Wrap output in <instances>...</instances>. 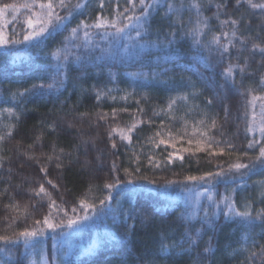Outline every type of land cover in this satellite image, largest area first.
<instances>
[{"label": "trees", "instance_id": "16d2710c", "mask_svg": "<svg viewBox=\"0 0 264 264\" xmlns=\"http://www.w3.org/2000/svg\"><path fill=\"white\" fill-rule=\"evenodd\" d=\"M47 2L0 0L18 9L0 17L7 41L0 45V236L9 238L0 240V264L36 261L37 243L18 237L44 227L46 216L64 222L56 234L71 228L68 219L89 221L68 251H54L47 235L46 264H264V163L256 159L264 136L255 127L264 53L252 47H264V8L196 0L198 17L192 0H132L135 8L128 0H65L55 8L68 16L60 28L24 40ZM169 4L179 11L168 12ZM117 13L123 32L94 26ZM233 30L238 38L222 55L212 38L227 44L223 33ZM237 63L246 71L226 77ZM250 141L260 143L249 148ZM235 163L250 167L230 168ZM41 184L46 192L37 195ZM188 233L197 237L192 246Z\"/></svg>", "mask_w": 264, "mask_h": 264}, {"label": "snow or ice", "instance_id": "6c2138e0", "mask_svg": "<svg viewBox=\"0 0 264 264\" xmlns=\"http://www.w3.org/2000/svg\"><path fill=\"white\" fill-rule=\"evenodd\" d=\"M251 8H264V4H254V3H251V0H248ZM128 3L130 5H132L133 8H135V4H133L132 0H128ZM140 3L143 5L144 4V0H140ZM240 3V0H237V4ZM33 5L31 4H25L23 5V7H27V8H31ZM65 0H59V3L58 4H53L52 0H48L47 3H41L39 4V8L41 9V12L39 14H37V23L39 24V27L38 29L37 28H33L31 32H29L28 34H26L24 36V40H30V39H33L34 37H38L44 33H46L47 31H49V28L50 26H52L53 28H60L61 25H63L64 21L68 19V16H65V17H61L60 15H58L56 12H55V8L56 7H65ZM77 8L81 7V5H76ZM180 7H183V5H181ZM200 7L201 5L199 3L196 2V0H192V3L190 5V8H194L196 9V12H197V16L199 17V14H200ZM221 7H225V5H220L218 4L217 5V8L220 9ZM7 8H13L14 10H18L16 8L15 5H4L3 7H0V17L3 16L4 14V11L5 9ZM147 11V9H146ZM178 12L179 11V8H177L175 5L173 4H169L168 5V12ZM69 15H71V11L69 12ZM120 15H123L122 13H117L116 16L113 17V19L111 21H107V20H100L98 19V21L96 22V24L94 25L95 27L97 28H100V27H114L116 29V32L117 33H121L124 31V27L125 26H117L118 25V20H117V17L120 16ZM126 19H128L129 21H131L132 19H134L133 17H127ZM136 19H139V18H136ZM55 21V23H53ZM222 23H227V21H222ZM232 25L234 26L235 28V25L237 23V21L235 20H232L231 21ZM32 24V21L29 20V25L31 26ZM207 24V17L203 18V20H197V26L194 30H190V34H191V31H195L196 33H199L202 29L203 26H205ZM81 25H83V21L81 22ZM81 25H78L77 28H73L71 30V33L74 35L77 33L78 29L80 28ZM84 27H92V25H83ZM87 35V33H86ZM137 35H139V33H137ZM224 37L225 38H229L228 39V43L227 44H219V41H220V36L219 35H215L213 36L212 38V42L213 43H216L219 45V47L222 49V55L223 53L225 52H228L229 50V45H232V39L231 38H238L237 37V32L235 30H233L231 33H223ZM241 40V43L243 44V38H239ZM14 43H19L20 41L16 40V41H12ZM7 43V41H5V39L3 38V35L0 34V45H3ZM171 43V41L169 42ZM253 49H258L261 53H264V47H261L260 45L258 44H253ZM246 68H247V63L245 64H229V66L225 69V76L226 77H230L232 76V73H233V70L234 69H238L239 72L241 74H243L245 71H246ZM261 84L264 85V76L261 77ZM262 99H264V97H261ZM256 97H253V100H255ZM171 107V105H170ZM113 115L115 116V110L113 111ZM104 117H101V119H103ZM135 127V126H133ZM213 127H215V121H213ZM133 130V128H129L127 131L130 133L131 131ZM249 131L252 130V126L249 125V128H248ZM117 131V129H112V132H115ZM112 132L109 133V136L111 137L112 136ZM261 133H262V136H264V122H261ZM120 134H121V137L123 139H128L130 140L131 137L129 135H127L124 130H120ZM156 135H160V133H157ZM3 137L0 136V140H2ZM189 143H191V141H189ZM255 143H260L259 141H250L249 144H248V147L251 148L253 147V144ZM159 144H163V145H167L168 144V140H165V139H161L159 141ZM209 147H211V142H209L208 144ZM112 147L115 148L116 147V144L113 143L112 144ZM229 148H231V145H229ZM197 150H200L199 148ZM187 151V149H186ZM223 151V150H221ZM49 159H51V157H49ZM256 159H261V162L264 163V146H261L260 147V151H259V155L258 157H256ZM57 167H60V165L58 164ZM113 167L115 168V165H113ZM246 167H250V165H245V164H241V163H235V164H232L230 165V168H235L237 170L241 169V168H246ZM45 169L44 168H41V172H44ZM125 172H127V170H125ZM224 173L223 172H220V173H216V175H223ZM206 176L208 177H211L213 174L212 173H206L205 174ZM188 180H203L205 179L204 176H201V177H194V176H189L187 178ZM48 183H52L51 181H48ZM121 182L119 180H116L115 183H112V184H106L105 187L107 188H113L115 187L116 185L120 184ZM55 187V186H54ZM46 190L44 188V186L41 184L40 188H39V191L37 192V195H39L40 193H45ZM212 197L209 196V199H211ZM225 201L227 202L228 201V198L225 197L224 198ZM105 204V201L104 200H101L100 201V206H103ZM55 205V201H53L52 205L51 206H54ZM229 208H232V204L229 203ZM81 207L82 208H87V209H94L96 206L95 205H92V204H84L83 201H81ZM73 211H75V209H73ZM264 211V210H262ZM195 213H190L189 214V217L191 216H194ZM207 216V213L205 214ZM227 215V213H226ZM235 215L236 216H240V217H246L249 215L248 212H235ZM78 219H87V212L85 213V216L84 217H79ZM78 220H73V219H68L67 220V226L68 227H71L73 224L77 223ZM37 224H40L41 222L40 221H36ZM43 226L44 227H41V228H34L33 230H27L25 229L24 231L20 232L19 233V237L18 238H21L24 240V243L26 245H28L30 242H35V243H39L40 241L37 239L39 237H42L45 235V232H44V228L46 227L47 229H50L52 230L53 232L56 231L57 228H62L64 226V222L61 221V223L57 224V223H54L52 222L49 217H45L44 220H43ZM186 238L187 240L189 241L190 243V246L194 245L195 242H196V239L197 237H194L192 236L190 233L186 234ZM9 238L8 237H4V236H0V240H8ZM164 246H162L163 248ZM205 251H209V249H205Z\"/></svg>", "mask_w": 264, "mask_h": 264}, {"label": "rangeland", "instance_id": "374dc122", "mask_svg": "<svg viewBox=\"0 0 264 264\" xmlns=\"http://www.w3.org/2000/svg\"><path fill=\"white\" fill-rule=\"evenodd\" d=\"M258 114L259 116L256 118L255 120V127L258 128L261 126V122L264 121V99L262 100L261 106L258 110ZM199 193H204V194H208L206 191L204 192H199ZM209 196V194H208ZM199 196H196V198H194L193 196H190L189 199H191L192 201H199L200 198H198ZM225 198V196H224ZM223 198V199H224ZM228 198V197H227ZM209 200H212L209 199ZM225 201V199H224ZM226 205H229V201H225ZM89 225V221L86 220H82L81 222H77L75 224H73L71 226V228H68L66 230H61L59 232V234H56L54 232H50L52 230L50 229H46L44 230L45 235L42 237L37 238L40 242L37 243L38 247V256L35 262H33L32 264H46L45 261V241H46V236L50 235V241L53 245V249L54 251L56 250V248L59 246V248H62L63 246L66 247V250L68 251L71 246L73 245H78V240H80V242L82 241V236L83 233L81 231L86 230L87 227ZM49 232V233H48ZM88 237L90 238L91 242H95L97 237L94 234H90L88 235ZM35 242H30L29 244H34ZM91 244V243H90Z\"/></svg>", "mask_w": 264, "mask_h": 264}, {"label": "bare ground", "instance_id": "6f19581e", "mask_svg": "<svg viewBox=\"0 0 264 264\" xmlns=\"http://www.w3.org/2000/svg\"><path fill=\"white\" fill-rule=\"evenodd\" d=\"M104 237L103 236H101V239H103Z\"/></svg>", "mask_w": 264, "mask_h": 264}]
</instances>
